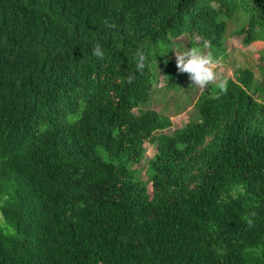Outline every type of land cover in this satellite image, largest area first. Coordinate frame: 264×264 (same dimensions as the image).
I'll return each mask as SVG.
<instances>
[{"label":"trees","instance_id":"obj_1","mask_svg":"<svg viewBox=\"0 0 264 264\" xmlns=\"http://www.w3.org/2000/svg\"><path fill=\"white\" fill-rule=\"evenodd\" d=\"M240 12L264 43V0H0V264H264V64L180 127L144 108L157 63L182 75L161 45L224 62ZM146 142L152 192L129 168Z\"/></svg>","mask_w":264,"mask_h":264},{"label":"rangeland","instance_id":"obj_2","mask_svg":"<svg viewBox=\"0 0 264 264\" xmlns=\"http://www.w3.org/2000/svg\"><path fill=\"white\" fill-rule=\"evenodd\" d=\"M228 20V33L226 36L225 46L228 50V57L224 62H220L217 66V73L219 79H227L233 76L235 68L239 65H251L257 76L260 77L261 71L259 65L264 64L261 55L264 54V43H257L249 46L242 44V37L235 35V31L247 21V15L240 12L234 18ZM184 43L186 47H191L188 37L177 39ZM176 48L171 55L175 59ZM206 52H211L207 47ZM157 53V52H156ZM176 63V62H175ZM165 63L156 64L157 84L153 92L152 99L144 106V108H155L156 110L170 115L173 120L171 129L182 126L195 112L194 104L198 94L203 88L197 85H192L189 74L180 72L176 68L171 70V74L178 75L182 73L179 80L173 87L167 85V79L163 70ZM169 76V74H167ZM218 82V81H217ZM217 82H213L210 87H215ZM168 131V130H166ZM146 153L139 163H130L129 168L135 172L137 180H141L150 192H152V183L150 181L151 172L148 169L147 161L154 155V145L146 142ZM102 152V149H101ZM103 156L107 158V154L102 152Z\"/></svg>","mask_w":264,"mask_h":264},{"label":"clouds","instance_id":"obj_3","mask_svg":"<svg viewBox=\"0 0 264 264\" xmlns=\"http://www.w3.org/2000/svg\"><path fill=\"white\" fill-rule=\"evenodd\" d=\"M190 41L191 47H186L184 43L171 47L168 45H161L160 49L157 51L165 53L169 48H176L175 57L177 69L180 72H186L189 74V77L193 82L192 85H197L200 88L206 89L213 82L218 81L216 86L221 91H225L228 86V81L226 79H219L217 73V66L220 64V59L212 53L205 51L208 47L207 41H204L203 43L195 40ZM92 53L94 56L101 59H103L105 55L103 46L99 42L93 46ZM145 60V53L138 49L135 52V61L138 69L142 70L145 67ZM132 79L133 77L129 76V81Z\"/></svg>","mask_w":264,"mask_h":264},{"label":"bare ground","instance_id":"obj_4","mask_svg":"<svg viewBox=\"0 0 264 264\" xmlns=\"http://www.w3.org/2000/svg\"><path fill=\"white\" fill-rule=\"evenodd\" d=\"M197 16V15H196ZM189 17V16H188ZM188 21V20H187ZM189 22V21H188Z\"/></svg>","mask_w":264,"mask_h":264}]
</instances>
